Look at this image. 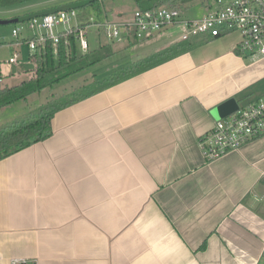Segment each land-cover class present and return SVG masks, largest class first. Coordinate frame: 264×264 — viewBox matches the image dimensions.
I'll return each instance as SVG.
<instances>
[{
  "label": "crops",
  "instance_id": "obj_1",
  "mask_svg": "<svg viewBox=\"0 0 264 264\" xmlns=\"http://www.w3.org/2000/svg\"><path fill=\"white\" fill-rule=\"evenodd\" d=\"M169 29L114 42L149 41L156 61L56 108L49 136L0 159V264H264V134L210 162L198 146L218 105L264 96V58L239 55L235 31L164 58ZM13 40L0 30V59L27 56L5 66L10 86L35 67ZM13 122L0 114V131Z\"/></svg>",
  "mask_w": 264,
  "mask_h": 264
},
{
  "label": "built area",
  "instance_id": "obj_2",
  "mask_svg": "<svg viewBox=\"0 0 264 264\" xmlns=\"http://www.w3.org/2000/svg\"><path fill=\"white\" fill-rule=\"evenodd\" d=\"M201 4L206 11L199 16L186 15L185 10L167 5L134 9L129 15L121 13L112 18L81 16L74 8L61 9L14 25L12 44L25 43L31 56L48 43L57 54L60 44L69 46L74 40L77 49L85 53L90 49L89 38L100 45L124 39L141 40L159 30L178 26L174 43H188L198 37L215 38L235 31L240 35L236 45L239 55L264 58V0H205ZM26 29L31 30L32 35L21 38L20 34ZM18 58L19 52L14 51L8 58L0 59V83L6 75L5 66L14 64ZM262 134L264 96L238 105L235 111L216 120L213 127L199 137L198 146L203 159L210 162ZM10 264H28V260L13 257Z\"/></svg>",
  "mask_w": 264,
  "mask_h": 264
},
{
  "label": "trees",
  "instance_id": "obj_3",
  "mask_svg": "<svg viewBox=\"0 0 264 264\" xmlns=\"http://www.w3.org/2000/svg\"><path fill=\"white\" fill-rule=\"evenodd\" d=\"M35 0H0V8H9L18 6L24 3ZM134 9L148 10L159 6L167 5L178 7L187 11L195 3L205 0H132ZM74 8L78 10L81 16L90 14L96 17L104 15L107 18H112L110 12L103 7L102 0H72L58 5H52L34 12L25 13L15 16L10 19H0V24L13 23V25L26 22L34 16H41L46 13L56 12L61 9ZM137 41L136 39H133ZM114 42H108L100 45L97 48L89 49L85 53H81L72 40L69 46L60 44L57 49V54L54 53L53 46L48 43L44 49H38L31 55L34 64V75L29 80L23 81L20 84L0 90V108L11 104L15 101L25 99L30 94L39 92L46 87H53L57 82L78 73L89 67H95L104 59L110 57L114 50ZM186 43H174L170 46V51L164 56L168 57L175 52L184 50ZM185 46V47H184ZM174 50V51H171ZM156 61L149 58H142L126 68L119 70L101 72L94 74V81L82 87L78 92L70 98L69 101L58 103L48 111L39 112L36 115L28 116L27 119L20 123H11L6 125L0 131V159L9 155L11 152L29 146L37 141L45 139L50 135V119L54 110L64 104L86 97L99 91L101 88L116 83L126 77L134 75L141 71L145 66ZM97 66V65H96ZM103 75L102 77H100ZM100 77V78H99Z\"/></svg>",
  "mask_w": 264,
  "mask_h": 264
},
{
  "label": "rangeland",
  "instance_id": "obj_4",
  "mask_svg": "<svg viewBox=\"0 0 264 264\" xmlns=\"http://www.w3.org/2000/svg\"><path fill=\"white\" fill-rule=\"evenodd\" d=\"M69 1L72 0H35L14 7L0 8V19H10L15 16L34 12L52 5H58ZM102 2L103 7L110 12L111 17H115L120 12L123 15H129L134 10V4L132 0H102ZM204 10L205 7L200 2H197L185 12L186 15L197 16L204 12ZM13 26V23L0 24V30L3 29L7 34H10ZM178 30L179 28L177 26L174 28H170L169 32L177 33ZM26 33L28 35H32L31 30L26 29ZM170 42L169 44H174L173 40L171 43ZM140 44H142V46H144L145 48H139ZM89 45L91 49H94L100 46V42L94 41L89 38ZM136 45L138 47H136ZM112 46L114 50L113 54L100 63L96 64L97 66L95 65V67H89L81 70L78 73L63 79L62 81L55 83L51 88L46 87L39 92L30 94L25 99H21L8 104V106L6 105L5 109L1 110L0 114H3L8 118L10 117V120L18 119V123H20L23 120L27 119L28 116L36 115L39 112L48 111L50 108L60 102L62 103L64 101H69L72 95L76 94L78 90L94 81V74H99L103 71L109 72L119 70L121 67H123V65L127 64L126 59H128L130 53H132V56H130L129 58L131 64H136L138 60L145 58L143 56H146L147 53L149 54V41L135 44L127 43L126 45H121L119 47H115L114 44H112ZM163 46L164 45L162 44V47ZM24 58H27V56L19 52V59ZM7 75L8 74H6L5 77ZM102 76L103 75H101L100 77ZM4 79L0 83V90L8 87H13L10 86V84L7 83ZM15 112H17V114H15ZM14 123L17 122H13V124Z\"/></svg>",
  "mask_w": 264,
  "mask_h": 264
},
{
  "label": "water",
  "instance_id": "obj_5",
  "mask_svg": "<svg viewBox=\"0 0 264 264\" xmlns=\"http://www.w3.org/2000/svg\"><path fill=\"white\" fill-rule=\"evenodd\" d=\"M238 107V104L235 99L230 98L226 100L225 102L218 105L215 110L220 115V117H223L233 111H235Z\"/></svg>",
  "mask_w": 264,
  "mask_h": 264
}]
</instances>
